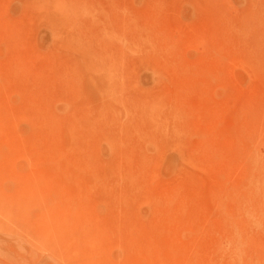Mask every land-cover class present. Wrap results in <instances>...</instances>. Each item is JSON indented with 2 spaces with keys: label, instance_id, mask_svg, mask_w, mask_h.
Masks as SVG:
<instances>
[{
  "label": "rangeland",
  "instance_id": "374dc122",
  "mask_svg": "<svg viewBox=\"0 0 264 264\" xmlns=\"http://www.w3.org/2000/svg\"><path fill=\"white\" fill-rule=\"evenodd\" d=\"M257 27L264 0H0V264H264Z\"/></svg>",
  "mask_w": 264,
  "mask_h": 264
},
{
  "label": "bare ground",
  "instance_id": "6f19581e",
  "mask_svg": "<svg viewBox=\"0 0 264 264\" xmlns=\"http://www.w3.org/2000/svg\"><path fill=\"white\" fill-rule=\"evenodd\" d=\"M245 16L248 18L252 17V15L248 14V13ZM231 18H232V20L235 21L233 24H235V25L239 24V22L236 21V19H237L236 17L231 16ZM257 24H259V23H257ZM235 28H236V26H235ZM253 30H254V34L252 36H250V32H249L247 37L239 38L236 36V35L240 34L239 33L240 28H238V29H236V33L233 34L234 35L233 39H235L234 42L236 43V45H235L236 50H239V52L236 53L239 61L243 64L248 63L249 65L247 64V66H250V72H248V75L250 77L249 83H251V86L253 89H252V96L249 98V102L250 101L252 102V106H253L252 108L253 109L258 110L261 107V105H263V101H259V99L256 98V95H257V93H259L260 95H262L264 97V93L260 92V90L262 91V89H264V34H262L264 29L257 27V28H254ZM253 30H252V33H253ZM248 61H251V63ZM254 98H256V100ZM240 102H243V100ZM236 107H237V105H236ZM191 155H192V149L188 148L187 154H184L183 157L182 156L180 157L179 155L178 156L180 159H185V158L191 159V158H188ZM195 161H196V159H195ZM204 161H207V160H204Z\"/></svg>",
  "mask_w": 264,
  "mask_h": 264
}]
</instances>
